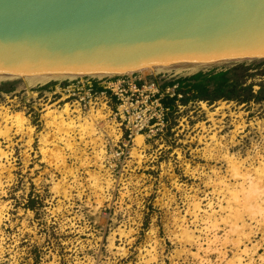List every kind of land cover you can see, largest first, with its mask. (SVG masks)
<instances>
[{"label": "rangeland", "instance_id": "374dc122", "mask_svg": "<svg viewBox=\"0 0 264 264\" xmlns=\"http://www.w3.org/2000/svg\"><path fill=\"white\" fill-rule=\"evenodd\" d=\"M54 80L0 79V264H264V101L178 98L138 145L109 98L91 106L107 113L95 131L91 107L74 102L73 127L44 118L65 104L42 93ZM16 112L31 129L6 119Z\"/></svg>", "mask_w": 264, "mask_h": 264}, {"label": "water", "instance_id": "95a60500", "mask_svg": "<svg viewBox=\"0 0 264 264\" xmlns=\"http://www.w3.org/2000/svg\"><path fill=\"white\" fill-rule=\"evenodd\" d=\"M264 56V0H0V75Z\"/></svg>", "mask_w": 264, "mask_h": 264}, {"label": "built area", "instance_id": "2783aa9c", "mask_svg": "<svg viewBox=\"0 0 264 264\" xmlns=\"http://www.w3.org/2000/svg\"><path fill=\"white\" fill-rule=\"evenodd\" d=\"M51 82L43 90L44 95L82 108L94 106L99 98L107 103L109 98L113 103L112 112L126 128L145 136H154L167 125L170 106L164 105L163 99L176 97L178 105L177 99L181 97L176 92L177 83L165 85L156 77L141 76L139 71L102 77L81 74Z\"/></svg>", "mask_w": 264, "mask_h": 264}, {"label": "trees", "instance_id": "16d2710c", "mask_svg": "<svg viewBox=\"0 0 264 264\" xmlns=\"http://www.w3.org/2000/svg\"><path fill=\"white\" fill-rule=\"evenodd\" d=\"M262 64H264L263 61L249 64L240 62L222 70L198 71L192 75L169 81L165 85L177 83L176 92L181 94L179 100L183 103L190 99L207 100L209 103L218 99L234 100L239 103L264 101V80L257 83L249 81L258 74L251 69L257 70ZM255 85L257 89L254 88ZM49 86L46 84L44 88ZM175 99L176 97L164 98L163 103L173 109Z\"/></svg>", "mask_w": 264, "mask_h": 264}, {"label": "bare ground", "instance_id": "6f19581e", "mask_svg": "<svg viewBox=\"0 0 264 264\" xmlns=\"http://www.w3.org/2000/svg\"><path fill=\"white\" fill-rule=\"evenodd\" d=\"M215 63H220V62L209 63V62H199V61H185V62L170 63V64H164V65H155L154 67L142 68V69L139 70V73H140L141 76H145L147 74H154L155 75V74H158L160 72H173L172 70H174V72H182V71L192 72V71H195L198 68L200 69L201 67L210 66V65H213ZM131 72L132 71H127L126 73H131ZM112 74L113 73H107V72H94V73H91V75H95L97 77H102L104 75H112ZM77 75H81V74L0 75V79L2 77H7V76H21L25 80L26 85L29 86L31 83H33V85H34L35 82H45V81H48V80H50L52 78L59 80V79H62V78H72V77H75ZM103 109H104V106L101 107L100 109H93V107H91V109H90L89 112H90V119H92V121H88V122L85 121V123L87 124V127H88L89 130L95 131L94 130V125L97 123V120H105L106 119L107 113L106 114H103L102 113L103 112ZM71 113H72V109L70 108V105L68 103H65L64 106L62 107V109L61 108L58 109V107L51 108V107L48 106V110L44 113V118L48 119L49 121L52 120L53 122L54 121L56 122L57 119H58L59 120V123L62 126H65L66 129H68V128L73 127V123H74V121L70 117ZM5 115H8V114L6 113ZM10 117H13L14 118V119H12V121L15 122V124H17V126L23 127V126H26L27 125V128L31 129L28 126V120L22 115V113L16 112V113L13 114V116L6 117V119H10ZM65 119H71V120L68 121V122H65L66 121ZM107 123H108V121L105 120L104 124L107 125ZM115 126L116 125H114V124H112V125L109 126L110 129L113 132L114 131L115 132L117 131V130H114V127ZM118 132L119 131H117V133ZM135 134H136V137H135L136 143L138 145L145 144V136L143 134H141L140 132H137ZM132 150H135V149H132ZM101 152L102 151L100 150V154H101ZM135 153L136 152L134 151V155H136ZM139 155H140V153L138 154V156ZM234 197L236 199H238L235 194H234ZM258 197H259L258 196V193L255 194V193L252 192L251 195L247 196L246 197V200L243 201V202H246L247 203V202H249L251 200H256ZM192 234L187 237V238H189L187 240H190L191 241L194 238V236ZM249 263L251 264V262H249Z\"/></svg>", "mask_w": 264, "mask_h": 264}]
</instances>
